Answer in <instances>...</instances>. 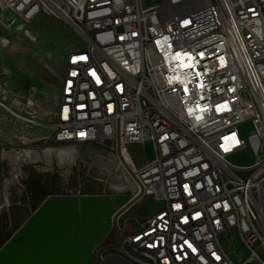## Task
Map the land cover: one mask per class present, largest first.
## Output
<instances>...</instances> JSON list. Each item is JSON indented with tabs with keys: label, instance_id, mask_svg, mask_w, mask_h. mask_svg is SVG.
I'll list each match as a JSON object with an SVG mask.
<instances>
[{
	"label": "built area",
	"instance_id": "built-area-1",
	"mask_svg": "<svg viewBox=\"0 0 264 264\" xmlns=\"http://www.w3.org/2000/svg\"><path fill=\"white\" fill-rule=\"evenodd\" d=\"M0 3L23 22L64 20L84 43L65 55L50 109L0 74L11 144L114 151L134 188L114 195L109 231L137 264H264V0ZM24 43L16 34L6 54ZM145 142L153 157L136 165L127 146Z\"/></svg>",
	"mask_w": 264,
	"mask_h": 264
},
{
	"label": "bare ground",
	"instance_id": "bare-ground-1",
	"mask_svg": "<svg viewBox=\"0 0 264 264\" xmlns=\"http://www.w3.org/2000/svg\"><path fill=\"white\" fill-rule=\"evenodd\" d=\"M11 26L10 21L7 32ZM8 159L12 174L3 182L0 194V264H89L93 250L110 229L115 193L134 188L124 165L115 154L81 144L20 148ZM54 163L57 168H53ZM73 166H77L76 171ZM80 168L98 180L101 188L108 186L115 191L87 196L48 193L30 209L33 177L39 182L33 187L37 194L46 185L47 190H66L72 175L78 178ZM23 207L30 212L13 230L11 221L20 217Z\"/></svg>",
	"mask_w": 264,
	"mask_h": 264
},
{
	"label": "rangeland",
	"instance_id": "rangeland-1",
	"mask_svg": "<svg viewBox=\"0 0 264 264\" xmlns=\"http://www.w3.org/2000/svg\"><path fill=\"white\" fill-rule=\"evenodd\" d=\"M0 16L3 17L0 20V58L3 62V67H0V74L4 73V69H8L10 72L6 81L8 92L28 97L34 89L37 91L36 96L39 98L42 107L44 109L52 108L50 95L57 90L58 76L62 69L64 57L70 49L84 46L81 37L64 20L40 15L29 22H23L15 12L1 3ZM10 21L12 29L7 32V24ZM16 34H20L25 43L19 51L7 55L5 48ZM28 34L36 35V39L34 41L28 40L26 38ZM0 114H3L1 110ZM42 131L46 133L48 130L44 129ZM8 139L4 128L0 126V144L2 145L0 153V194L3 182L10 178L12 174L8 155L13 150L22 148V146L11 144ZM127 148L132 161L136 165H141L153 157L150 142L130 144ZM122 164L124 165L123 160ZM148 208H150L149 205ZM131 209H135V207ZM127 231L128 226L119 229L120 235ZM115 233V230H110L97 247L107 241L106 238L109 234L113 237Z\"/></svg>",
	"mask_w": 264,
	"mask_h": 264
},
{
	"label": "water",
	"instance_id": "water-1",
	"mask_svg": "<svg viewBox=\"0 0 264 264\" xmlns=\"http://www.w3.org/2000/svg\"><path fill=\"white\" fill-rule=\"evenodd\" d=\"M44 142V139H40L38 141L39 144H42ZM104 145H107L109 147H112L113 144L110 141H103L102 142ZM37 149H41V148H37ZM41 166H43L42 163H40ZM53 168H57V165L54 163ZM73 171L77 170V166H73ZM80 171L78 178L75 177L74 175H72L71 180H69V183L67 185V189H61L60 187L58 189H48V185H46L45 187H43L40 192L37 194L33 191V187L37 186L39 184L38 180L33 177V183L32 186H30V191L31 193L30 195V209L33 210L36 205H38V203L40 202V200L48 193H56V192H73V193H78L82 196H87L88 194H92V193H100V192H105V193H110V192H114L115 190L107 187L101 188L100 187V182L98 180H96L95 178H93L92 176H90L89 174H83L82 173V169H78ZM40 189V188H39ZM133 192V189H126V190H122L120 192H117L115 194H120V193H126V194H131ZM35 194V196H34ZM35 197V198H34ZM28 207V206H27ZM27 207H23V210L20 214V217H17L16 221L14 222L13 220L12 225L14 226L13 230L16 229L28 216L30 210ZM12 234V231H10ZM16 238V237H15ZM119 236H117V242L116 244H119ZM109 246L107 247H103V248H99L96 250V260L94 264H103L104 261H106V257L105 258H100L98 257L99 251L107 249ZM124 250L129 252V253H133L130 246L128 244H124L123 245ZM122 259H125L122 256H119Z\"/></svg>",
	"mask_w": 264,
	"mask_h": 264
},
{
	"label": "flooded vegetation",
	"instance_id": "flooded-vegetation-1",
	"mask_svg": "<svg viewBox=\"0 0 264 264\" xmlns=\"http://www.w3.org/2000/svg\"><path fill=\"white\" fill-rule=\"evenodd\" d=\"M46 146H48V145L33 146V147H29V148H44ZM107 153L114 154L115 152L112 151V152H107ZM117 236H119L118 232H116L113 237L109 235L106 238L107 241L104 242L102 245L98 246L92 252V254L90 256L89 264H94L95 263L96 250L99 249V248L107 247V246H109L107 249L99 251V254H98V257H99L98 260H100V258H105L106 257V261H104L103 264H137L135 261L130 259L124 252H122L120 250L119 244H116ZM119 256H122L125 259H122Z\"/></svg>",
	"mask_w": 264,
	"mask_h": 264
},
{
	"label": "snow or ice",
	"instance_id": "snow-or-ice-1",
	"mask_svg": "<svg viewBox=\"0 0 264 264\" xmlns=\"http://www.w3.org/2000/svg\"><path fill=\"white\" fill-rule=\"evenodd\" d=\"M187 23V22H186ZM202 55V54H201ZM81 135H83V133H81ZM187 243V242H186Z\"/></svg>",
	"mask_w": 264,
	"mask_h": 264
}]
</instances>
